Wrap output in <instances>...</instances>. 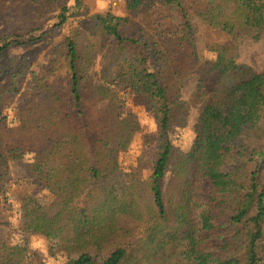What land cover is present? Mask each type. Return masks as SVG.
<instances>
[{
  "label": "trees",
  "instance_id": "16d2710c",
  "mask_svg": "<svg viewBox=\"0 0 264 264\" xmlns=\"http://www.w3.org/2000/svg\"><path fill=\"white\" fill-rule=\"evenodd\" d=\"M68 1L0 0L2 9L36 14L22 36L0 39L5 91L20 93L28 77L35 97L19 109L17 125L0 123V196L16 164L21 179L52 197L44 206L24 196L23 240L44 237L65 264H264V72L238 61L241 43L264 37V0H148L149 8L125 0L129 14L152 11L144 28L107 11L66 36L42 69L29 60L1 63L9 47L65 24ZM193 20L227 38L206 45L211 59L199 55ZM99 56L90 92L83 83ZM62 76L73 108L52 82ZM189 80L195 88L185 99ZM137 99L157 126L153 168L124 181L116 177L121 156L142 130ZM195 109V138L183 151L172 134ZM26 254L20 243L0 242V264H26Z\"/></svg>",
  "mask_w": 264,
  "mask_h": 264
},
{
  "label": "rangeland",
  "instance_id": "374dc122",
  "mask_svg": "<svg viewBox=\"0 0 264 264\" xmlns=\"http://www.w3.org/2000/svg\"><path fill=\"white\" fill-rule=\"evenodd\" d=\"M145 6L149 8L151 4L145 0ZM68 5L71 7L73 15L68 21L55 28H45L46 34L42 35V39L28 44H16L9 47L1 57V63L6 64L8 60H29L31 69H42L44 63L50 59L52 50L59 46L66 36L73 31L83 30L94 23L96 14L106 13L110 11L119 17L130 16L132 26L137 25L144 28L147 17H150L152 11L143 7L141 12H133L129 14L126 10L125 0H121L119 7H113L110 0H69ZM1 6V5H0ZM9 10L0 7V39L5 34H24L25 28L35 19V13H27L18 7L7 5ZM43 21V20H42ZM55 22L52 21L51 24ZM193 24L197 30L196 41L199 55L202 59H211L212 54L206 49L209 43L226 42V36L219 31H214L202 26L197 20H193ZM136 30V28L134 29ZM43 32L40 33V35ZM39 34V33H37ZM14 40H19L15 38ZM20 39L19 41H22ZM238 61L253 67L257 72H264V37L259 42L241 43L238 50ZM103 65L102 56L93 64L90 75L84 81V86L92 92L94 86L99 83V70ZM53 84L62 89L67 95L70 107L73 108V101L70 94V80L67 76L55 78ZM9 85V74L6 72L0 75V123H6L9 126H15L18 123V111L23 106H33L35 104L34 91L31 89V83L28 77L20 79V93L13 94L5 91ZM195 88V81L189 80L182 92L185 99L191 97ZM132 111L134 116L141 122L142 130L135 133L132 138V144L127 153L121 156V169L116 173L118 179L127 181L131 177L133 171H138L142 177L151 174L153 168V158L156 146L157 126L154 119L147 113L146 106L142 99L134 100L132 103ZM74 115L76 110L72 109ZM198 110H193L187 125L175 129L172 134V141L175 146L183 151H187L195 138L193 130ZM32 155H27L25 162H30ZM24 175L22 167L16 164L11 165L8 184L5 192L0 196V242L9 241L11 243H20L27 248L26 264H65V258L61 253L52 254L49 242L40 236H28L23 240L20 222V205L27 193H32L44 206L49 205L52 197L49 192L34 184L33 180L21 179Z\"/></svg>",
  "mask_w": 264,
  "mask_h": 264
},
{
  "label": "built area",
  "instance_id": "2783aa9c",
  "mask_svg": "<svg viewBox=\"0 0 264 264\" xmlns=\"http://www.w3.org/2000/svg\"><path fill=\"white\" fill-rule=\"evenodd\" d=\"M113 7H119L121 5V0H110Z\"/></svg>",
  "mask_w": 264,
  "mask_h": 264
}]
</instances>
